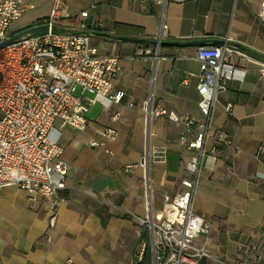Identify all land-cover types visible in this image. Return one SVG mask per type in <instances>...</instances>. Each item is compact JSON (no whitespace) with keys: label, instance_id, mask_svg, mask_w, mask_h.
Listing matches in <instances>:
<instances>
[{"label":"crops","instance_id":"0c3cea01","mask_svg":"<svg viewBox=\"0 0 264 264\" xmlns=\"http://www.w3.org/2000/svg\"><path fill=\"white\" fill-rule=\"evenodd\" d=\"M56 1L66 6L62 28L75 25L79 10L94 6L99 27L93 29L92 44L99 46V54L118 58L120 70L110 92L121 90L124 95L109 107L93 104L83 130L54 122L51 136L63 147L67 173L65 188L56 194L53 226L51 198L31 200L17 186L0 188V264H130L144 234L139 219L146 207L158 212L164 197L181 191L184 164L191 155L178 144L181 126L165 117L146 116L150 106L206 120V150L219 133L227 135V142L219 145L220 160L212 164L203 159L192 197L193 212L209 226L199 240L225 261L264 264L260 0H25L31 6L27 11L44 5L33 16L38 20L45 19ZM17 21L14 30L26 26L15 27ZM158 40L182 45H159L154 59L145 52ZM225 40L248 57H236L238 78L216 94L205 117L197 105V47ZM157 145L167 146L166 163L142 164L147 149ZM239 244L254 247L237 255Z\"/></svg>","mask_w":264,"mask_h":264},{"label":"built area","instance_id":"2783aa9c","mask_svg":"<svg viewBox=\"0 0 264 264\" xmlns=\"http://www.w3.org/2000/svg\"><path fill=\"white\" fill-rule=\"evenodd\" d=\"M30 8L25 0H0V42L17 31L13 29L14 22ZM92 9L94 6L90 5L79 10L75 25L62 28L60 18L65 15L66 6L56 1L39 23L48 26L47 32L0 47V188L17 186L31 200L36 196L51 198L50 226L57 219L56 194L65 188L67 173L63 147L51 136L54 122L58 121L60 128L83 130L93 104L109 107L119 103L124 95L121 90L110 92L120 70L118 58L111 53L99 54V46L92 44L93 29L99 27ZM258 17L264 24V0H260ZM145 54L157 59L159 40ZM236 57L248 55L227 40L197 47V105L205 117L216 94L226 90L228 81L238 78ZM260 76L264 78V62ZM146 116L165 117L181 126L178 144L191 155L184 164L181 191L172 198L164 197L158 212L152 213L146 207L139 219L144 234L134 247L130 264H200L203 260L224 264L208 250L205 241L199 240L208 233L209 226L193 212L191 201L203 159L209 158L212 164L218 162L219 145L227 142V135L219 133L206 150V120L198 122L160 106H150ZM167 151L165 145L152 146L144 154L142 164L150 160L166 163ZM143 184L145 189L146 178ZM253 247L239 244L236 254L247 253Z\"/></svg>","mask_w":264,"mask_h":264},{"label":"water","instance_id":"95a60500","mask_svg":"<svg viewBox=\"0 0 264 264\" xmlns=\"http://www.w3.org/2000/svg\"><path fill=\"white\" fill-rule=\"evenodd\" d=\"M48 30V26L46 24H34L28 28H25L23 30L17 31L14 34H12L11 36H9L8 38H6L5 40L0 42V47L12 42H16L19 41L21 39L27 38L29 36H33L36 34H41V33H45ZM123 40H134L131 38H122ZM190 44H192L193 42H188ZM214 44H218V43H214ZM159 45H168V46H179L182 45L180 43H173V42H159ZM201 46V45H200ZM199 47V46H198Z\"/></svg>","mask_w":264,"mask_h":264},{"label":"rangeland","instance_id":"374dc122","mask_svg":"<svg viewBox=\"0 0 264 264\" xmlns=\"http://www.w3.org/2000/svg\"><path fill=\"white\" fill-rule=\"evenodd\" d=\"M44 8V5H36V7L32 10L27 11L15 24V27H22L24 25L28 27H30L28 24L32 23L38 19L41 18H37V17H33L35 14L40 13L41 9ZM28 23V24H27ZM31 25V24H30ZM31 25V26H32ZM20 30V28L18 29V31ZM17 32V31H16ZM221 261H223L224 264H235V262H230V261H225L224 259H221ZM200 264H220V263H216L212 260H203V262H201Z\"/></svg>","mask_w":264,"mask_h":264},{"label":"trees","instance_id":"16d2710c","mask_svg":"<svg viewBox=\"0 0 264 264\" xmlns=\"http://www.w3.org/2000/svg\"><path fill=\"white\" fill-rule=\"evenodd\" d=\"M41 21H42V20H38V21L36 22V24H39V23H41ZM29 26H31V25H29ZM25 28H27V26H25V27L21 28L20 30H23V29H25ZM20 30H19V31H20ZM202 262H203V261H202Z\"/></svg>","mask_w":264,"mask_h":264}]
</instances>
